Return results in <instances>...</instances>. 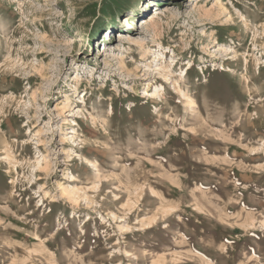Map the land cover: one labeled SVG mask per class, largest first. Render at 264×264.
Here are the masks:
<instances>
[{"label": "rangeland", "instance_id": "1", "mask_svg": "<svg viewBox=\"0 0 264 264\" xmlns=\"http://www.w3.org/2000/svg\"><path fill=\"white\" fill-rule=\"evenodd\" d=\"M0 264H264V0H0Z\"/></svg>", "mask_w": 264, "mask_h": 264}, {"label": "bare ground", "instance_id": "2", "mask_svg": "<svg viewBox=\"0 0 264 264\" xmlns=\"http://www.w3.org/2000/svg\"><path fill=\"white\" fill-rule=\"evenodd\" d=\"M192 1L195 2V5L197 6L199 3H201L204 0H192ZM218 5L220 6V3ZM161 16H162V11H160V9H157V10H155L154 14L151 13V14H149L148 17L142 18L141 21H140V22H142V26L140 27V29L141 28L142 29L143 28H149L150 26H156V24H157L158 20H160ZM131 25H133V23ZM120 30H121V28H120ZM117 36L118 37H117L116 41H118V42H124V41H127L129 43L133 42L132 37L129 36L128 33L119 32L117 34ZM157 36H160V35H157ZM157 45L159 47H162V43L160 41H157ZM140 47H142V49H144V47L142 45H140ZM104 51H105V49H104ZM161 57H162V54H161ZM167 68L168 67L162 68V71H164ZM190 70H191V67H187L186 73H188ZM66 101H68V99H66ZM63 105H64L63 107H66L67 106V102L64 103ZM57 107H59V105Z\"/></svg>", "mask_w": 264, "mask_h": 264}]
</instances>
